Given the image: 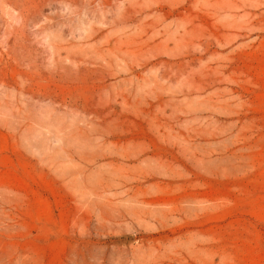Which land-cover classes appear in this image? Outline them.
Returning <instances> with one entry per match:
<instances>
[{
  "label": "rangeland",
  "instance_id": "374dc122",
  "mask_svg": "<svg viewBox=\"0 0 264 264\" xmlns=\"http://www.w3.org/2000/svg\"><path fill=\"white\" fill-rule=\"evenodd\" d=\"M0 264H264V0H0Z\"/></svg>",
  "mask_w": 264,
  "mask_h": 264
}]
</instances>
